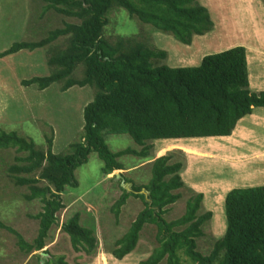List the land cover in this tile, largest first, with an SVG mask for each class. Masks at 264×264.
<instances>
[{"label":"trees","instance_id":"trees-1","mask_svg":"<svg viewBox=\"0 0 264 264\" xmlns=\"http://www.w3.org/2000/svg\"><path fill=\"white\" fill-rule=\"evenodd\" d=\"M42 1L40 16L57 13L64 17V26L50 30L40 40L14 43L0 53V59L46 48L51 75L23 80V86L37 85L42 91L59 83L63 92L89 86L95 96L84 109L81 139L64 154L53 152V130L51 136L46 135L48 148L44 151L31 138L0 127V156L16 153L10 165L9 158L4 157V173L17 187L30 189L25 195L27 202L43 204L38 215L39 232L31 242L0 220V229L17 236L24 255L48 245L53 228L59 226L58 215L67 208L62 195L68 187L78 188L75 172L88 162L92 152L104 162L103 175L107 177L126 170L119 161L125 155L148 160L154 148L151 142L230 137L241 120L256 108L264 109V92L250 89L244 46L207 55L198 67L172 68L159 64L167 57L166 52L138 40L136 33L134 37L119 35L115 39L105 36L111 23L109 15L123 9L132 20L191 45L195 36H204L215 26L209 10L198 0ZM108 134L129 135L142 149L113 152L105 139ZM162 155L151 163L148 184H133V192H128L120 181L123 194L112 208L116 218L131 197L142 200L144 209L116 240L111 250L114 258L123 260L132 254L145 228L154 226L158 246L139 264H264V186L228 193L227 232L205 254L199 250L198 241L205 237L204 227L213 214H200L204 200L201 193L187 200L182 217L171 221L166 218L170 207L182 199L176 192L185 186L181 177L184 165L174 161L172 155ZM62 228L76 252L87 256L96 252V231L82 224L79 212ZM35 256L36 264H41L40 254ZM55 263L69 264L65 256H59Z\"/></svg>","mask_w":264,"mask_h":264},{"label":"rangeland","instance_id":"rangeland-1","mask_svg":"<svg viewBox=\"0 0 264 264\" xmlns=\"http://www.w3.org/2000/svg\"><path fill=\"white\" fill-rule=\"evenodd\" d=\"M198 2L209 10L215 26L212 32L195 36L191 45L132 20L123 9L109 15L111 23L105 36L115 39L119 35L134 37L136 33L138 40L166 52L167 57L159 64L172 68L198 67L207 55L244 46L248 53L250 89L256 93L264 92V0ZM43 4L42 0H0V53L16 42L37 41L45 38L50 30L64 26V17L57 13L40 16ZM51 73L46 48L24 50L0 59V127L31 138L44 151L48 148L46 135L52 134L53 130V152L60 155L67 153L70 145L81 139L84 109L93 101L95 90L87 86L63 92L61 85L55 83L41 91L37 85H22L23 80L47 77ZM237 126L230 137L151 142L154 148L146 161L130 154L119 159L126 168L119 173L125 180L133 182L125 181L130 192H133V184L149 183L151 163L163 153L183 163L181 177L185 186L176 192L182 199L170 207L166 218L171 221L182 217L187 200L202 193L204 200L200 214H213L204 227L205 237L198 241L199 250L205 254L227 232L228 193L233 189L264 186V109L256 108ZM105 139L116 153L130 148L142 149L129 135L108 134ZM3 155L9 158L10 165L16 153L10 151ZM4 157L0 156L3 164L0 166V220L31 242L39 232L38 215L43 204L37 200L27 202L25 195L30 194V189L17 187L8 178L4 173L7 170ZM103 166L99 154L92 152L88 162L76 170L78 188L68 187L62 195L67 208L58 215L59 226L53 228L48 245L42 251L22 254L17 236L0 229V264H36V254H40L41 260L52 261L51 264H56L59 256H65L69 264H139L147 259L158 246L154 226L145 228L137 250L125 259L117 260L111 253L116 240L128 231L144 205L142 200L131 197L120 217L116 218L112 208L123 194L120 181L121 185L123 182L121 178L113 179L116 171L105 177ZM77 212L81 214L82 224L96 231L98 247L91 256L76 252L69 236L62 230Z\"/></svg>","mask_w":264,"mask_h":264},{"label":"water","instance_id":"water-1","mask_svg":"<svg viewBox=\"0 0 264 264\" xmlns=\"http://www.w3.org/2000/svg\"><path fill=\"white\" fill-rule=\"evenodd\" d=\"M115 176H116V178H121L122 179V187L124 188V189H126L128 192H130V189L127 187L128 186V184L127 183H125V179L122 177V175H121V173H119V172H116V174H115ZM51 196V194H48V197H50ZM42 255H46V254H44V253H42ZM46 263V261L45 260H41V264H45Z\"/></svg>","mask_w":264,"mask_h":264},{"label":"clouds","instance_id":"clouds-1","mask_svg":"<svg viewBox=\"0 0 264 264\" xmlns=\"http://www.w3.org/2000/svg\"><path fill=\"white\" fill-rule=\"evenodd\" d=\"M119 171H122V170H118V171H116V172H119ZM122 175V174H121ZM116 177V176H115ZM123 177V176H122Z\"/></svg>","mask_w":264,"mask_h":264},{"label":"crops","instance_id":"crops-1","mask_svg":"<svg viewBox=\"0 0 264 264\" xmlns=\"http://www.w3.org/2000/svg\"><path fill=\"white\" fill-rule=\"evenodd\" d=\"M240 122H241V121H240ZM240 122H239V123H240ZM237 127H238V126H237ZM165 151H166V150H165ZM163 152H164V151H163Z\"/></svg>","mask_w":264,"mask_h":264}]
</instances>
